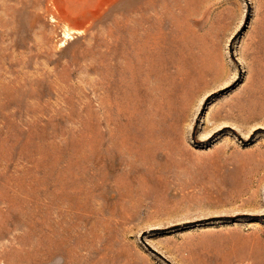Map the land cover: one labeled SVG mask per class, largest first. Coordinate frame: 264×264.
Masks as SVG:
<instances>
[{
  "label": "rangeland",
  "instance_id": "obj_1",
  "mask_svg": "<svg viewBox=\"0 0 264 264\" xmlns=\"http://www.w3.org/2000/svg\"><path fill=\"white\" fill-rule=\"evenodd\" d=\"M0 264H264V0H0Z\"/></svg>",
  "mask_w": 264,
  "mask_h": 264
}]
</instances>
